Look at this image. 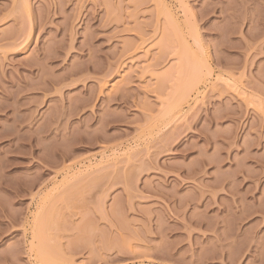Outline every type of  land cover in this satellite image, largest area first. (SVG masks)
I'll return each mask as SVG.
<instances>
[{
    "label": "rangeland",
    "instance_id": "1",
    "mask_svg": "<svg viewBox=\"0 0 264 264\" xmlns=\"http://www.w3.org/2000/svg\"><path fill=\"white\" fill-rule=\"evenodd\" d=\"M0 264H264V0H0Z\"/></svg>",
    "mask_w": 264,
    "mask_h": 264
},
{
    "label": "bare ground",
    "instance_id": "2",
    "mask_svg": "<svg viewBox=\"0 0 264 264\" xmlns=\"http://www.w3.org/2000/svg\"><path fill=\"white\" fill-rule=\"evenodd\" d=\"M197 87H198V86H197ZM194 93L198 94V93H200V92H199V91L197 90V88H196V91H195ZM194 93H193V94L190 93V94L187 96V98H186V100H185L187 103H189V101H190V97H192V95H194ZM196 94H195V95H196Z\"/></svg>",
    "mask_w": 264,
    "mask_h": 264
}]
</instances>
